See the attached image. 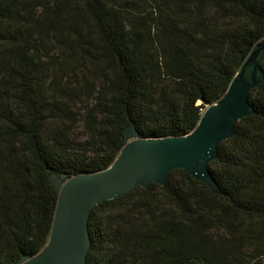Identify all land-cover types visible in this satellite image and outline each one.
Masks as SVG:
<instances>
[{
	"label": "trees",
	"instance_id": "obj_1",
	"mask_svg": "<svg viewBox=\"0 0 264 264\" xmlns=\"http://www.w3.org/2000/svg\"><path fill=\"white\" fill-rule=\"evenodd\" d=\"M262 43L264 0H0V264L44 251L52 175L108 169L128 128L192 134ZM248 102L215 189L174 170L98 204L86 264H264V82Z\"/></svg>",
	"mask_w": 264,
	"mask_h": 264
},
{
	"label": "water",
	"instance_id": "obj_2",
	"mask_svg": "<svg viewBox=\"0 0 264 264\" xmlns=\"http://www.w3.org/2000/svg\"><path fill=\"white\" fill-rule=\"evenodd\" d=\"M263 56L264 43L242 56L241 70L225 96L207 108L192 134L150 140L128 128L120 156L108 169L69 179L52 175L50 182L58 200L49 241L42 253L24 257L18 264H86L92 245L88 232L91 211L135 188L163 187L174 170H183L214 190L209 164L217 159L220 144L233 136L235 124L256 114L248 94L264 82Z\"/></svg>",
	"mask_w": 264,
	"mask_h": 264
},
{
	"label": "rangeland",
	"instance_id": "obj_3",
	"mask_svg": "<svg viewBox=\"0 0 264 264\" xmlns=\"http://www.w3.org/2000/svg\"><path fill=\"white\" fill-rule=\"evenodd\" d=\"M81 74H82V71L78 74V76L75 79V83H74L75 85H77L78 89L84 88V83H83L84 81L83 80L87 77V75H86V76H84V79H82ZM78 109H80V106H77V108L75 110L77 111ZM82 134H83L82 133V125H79L77 127L76 131L74 132V136L75 137H82Z\"/></svg>",
	"mask_w": 264,
	"mask_h": 264
}]
</instances>
